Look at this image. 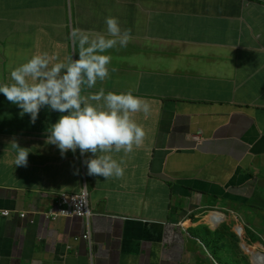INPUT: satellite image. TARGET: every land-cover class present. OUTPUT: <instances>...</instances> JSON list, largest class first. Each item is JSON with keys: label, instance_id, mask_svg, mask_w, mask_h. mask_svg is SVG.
I'll use <instances>...</instances> for the list:
<instances>
[{"label": "crops", "instance_id": "obj_1", "mask_svg": "<svg viewBox=\"0 0 264 264\" xmlns=\"http://www.w3.org/2000/svg\"><path fill=\"white\" fill-rule=\"evenodd\" d=\"M107 17L132 40L106 53L116 71L84 94L147 100L150 113L133 115L144 143L112 153L122 178L88 176L90 153L62 158L46 142L66 113L42 108L33 125L0 94V209L36 212L0 216V264H205L191 235L206 210L238 215L264 252V0H0V85L33 55L78 58L71 30L107 35ZM84 182L88 219L44 217Z\"/></svg>", "mask_w": 264, "mask_h": 264}, {"label": "clouds", "instance_id": "obj_2", "mask_svg": "<svg viewBox=\"0 0 264 264\" xmlns=\"http://www.w3.org/2000/svg\"><path fill=\"white\" fill-rule=\"evenodd\" d=\"M105 24L107 35L73 28L70 39L74 47L77 44L79 46L78 58L73 59L70 56L64 62L48 53L33 55L27 62L10 72L11 83L0 85V94L21 110V118L25 114L29 115L33 125L42 108L66 113L51 125L46 142L56 146L62 158L69 151L76 153L79 150L81 156L90 153L91 158L83 161L87 167V175L107 180L111 177L122 178L125 171L121 166L123 161L117 162L112 153H132L134 146L139 148L143 145L146 132L143 126L133 119V115L143 113L147 116L151 106L147 100L134 96L131 92L106 93L100 88L94 94H84L86 89L94 88L98 81L103 82L110 78V71H116L115 68H109L112 57L106 53L118 46L125 47L132 40L131 30L122 29L118 18L107 17ZM200 135L201 132L196 133V136ZM10 145L16 150L14 165L26 167L29 150L20 147L14 139ZM74 174H78V170ZM81 193L86 195L88 217L51 215L57 213L62 195L75 196ZM88 199L89 193L84 182L78 193L59 194L44 217L52 222L60 219H88L91 216ZM211 211L204 212V218L199 219L204 225L193 228L199 229L191 235L201 242L199 250L205 264H222L216 255H220L224 263L234 259L235 264H264L257 259V256L264 257V252H258L253 246L252 242L256 240L249 237L242 218L225 210ZM3 212L8 215L5 216ZM28 213L36 212L33 207L24 212L0 209V216L5 218L15 216L24 219ZM215 214L222 216V219H208ZM233 216L235 220H229ZM189 220L192 223L197 222L190 218ZM231 235L237 238L236 243ZM81 239L86 242V247L88 245L91 249L92 239L88 229Z\"/></svg>", "mask_w": 264, "mask_h": 264}, {"label": "built area", "instance_id": "obj_3", "mask_svg": "<svg viewBox=\"0 0 264 264\" xmlns=\"http://www.w3.org/2000/svg\"><path fill=\"white\" fill-rule=\"evenodd\" d=\"M7 216V212H3ZM54 217H88L87 200L85 193L75 196L62 195L58 203V211L51 214ZM23 216V215H22Z\"/></svg>", "mask_w": 264, "mask_h": 264}, {"label": "trees", "instance_id": "obj_4", "mask_svg": "<svg viewBox=\"0 0 264 264\" xmlns=\"http://www.w3.org/2000/svg\"><path fill=\"white\" fill-rule=\"evenodd\" d=\"M231 238H232V240L235 241V243L237 242V238L235 236L231 235ZM216 257L222 264H235L234 259H232L231 262H225L224 263V260L220 255H216ZM237 264H239V262H237Z\"/></svg>", "mask_w": 264, "mask_h": 264}, {"label": "rangeland", "instance_id": "obj_5", "mask_svg": "<svg viewBox=\"0 0 264 264\" xmlns=\"http://www.w3.org/2000/svg\"><path fill=\"white\" fill-rule=\"evenodd\" d=\"M78 53H79V49H78V52H77V56H78ZM209 212H207V214H208ZM150 215L152 216L153 214L152 213H150ZM192 228H196V226L195 227H192ZM198 245V248L201 246V244H197ZM191 246H195L194 245V242L192 243H190V246L188 247V249L190 250V252H193L194 251V249L191 247ZM210 256V255H209Z\"/></svg>", "mask_w": 264, "mask_h": 264}, {"label": "bare ground", "instance_id": "obj_6", "mask_svg": "<svg viewBox=\"0 0 264 264\" xmlns=\"http://www.w3.org/2000/svg\"><path fill=\"white\" fill-rule=\"evenodd\" d=\"M210 217H211V216H210ZM210 217H209V218H210ZM215 217H218V215L215 214V215L212 217V220H213V218H215ZM209 218H208V219H209ZM257 259L260 260V261H263V262H264V257H262V256H257Z\"/></svg>", "mask_w": 264, "mask_h": 264}]
</instances>
